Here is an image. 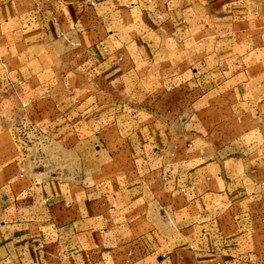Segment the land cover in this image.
Wrapping results in <instances>:
<instances>
[{
	"label": "crops",
	"instance_id": "crops-1",
	"mask_svg": "<svg viewBox=\"0 0 264 264\" xmlns=\"http://www.w3.org/2000/svg\"><path fill=\"white\" fill-rule=\"evenodd\" d=\"M263 131L264 0H0V264H264Z\"/></svg>",
	"mask_w": 264,
	"mask_h": 264
},
{
	"label": "rangeland",
	"instance_id": "rangeland-1",
	"mask_svg": "<svg viewBox=\"0 0 264 264\" xmlns=\"http://www.w3.org/2000/svg\"><path fill=\"white\" fill-rule=\"evenodd\" d=\"M15 129L14 135H16L17 144L14 146L16 150L15 156L20 159L21 156L24 158L28 156V167L32 172H39L52 177L57 172H63L62 166L73 161L66 153V149L56 144V138L48 133V131H43L42 127H16ZM259 149L264 150V131L261 137L257 136L254 132L252 135H247L227 150L231 154L247 153L248 155H254ZM262 188L264 189V185ZM58 253H61V251ZM62 256L61 253L60 258Z\"/></svg>",
	"mask_w": 264,
	"mask_h": 264
},
{
	"label": "built area",
	"instance_id": "built-area-1",
	"mask_svg": "<svg viewBox=\"0 0 264 264\" xmlns=\"http://www.w3.org/2000/svg\"><path fill=\"white\" fill-rule=\"evenodd\" d=\"M57 255H58V257H60L61 256V253H58Z\"/></svg>",
	"mask_w": 264,
	"mask_h": 264
}]
</instances>
